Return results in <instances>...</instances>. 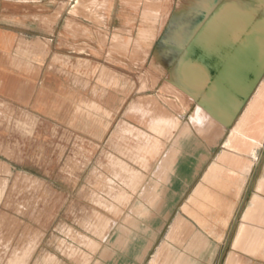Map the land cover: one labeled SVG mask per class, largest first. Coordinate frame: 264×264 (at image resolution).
Listing matches in <instances>:
<instances>
[{"label": "crops", "instance_id": "crops-1", "mask_svg": "<svg viewBox=\"0 0 264 264\" xmlns=\"http://www.w3.org/2000/svg\"><path fill=\"white\" fill-rule=\"evenodd\" d=\"M102 1L98 12L69 0L65 11L34 10L17 23L0 12V102L34 120L23 159L60 162L65 135L63 177L81 181L66 188L65 209L113 212L109 229L76 251L53 246V235L30 240L27 264H260V251L234 247L247 224L256 227L250 242L264 229L245 218L255 196L264 201L260 144L253 154L228 145L264 75L225 122L260 68L264 0H252L260 21L251 0ZM90 18L102 24L90 30ZM40 130L54 137L49 157Z\"/></svg>", "mask_w": 264, "mask_h": 264}, {"label": "rangeland", "instance_id": "rangeland-1", "mask_svg": "<svg viewBox=\"0 0 264 264\" xmlns=\"http://www.w3.org/2000/svg\"><path fill=\"white\" fill-rule=\"evenodd\" d=\"M31 1L39 2L32 3ZM68 1L69 0H0V12L7 13V16L10 17L8 19L10 23H17L23 20L22 16H24V14L34 10H40L41 12L65 11L67 10ZM80 1L82 0H79V2ZM254 1L251 0L248 2V8L252 11L253 7H255L254 11L250 12V14L251 16H255L257 21H260L262 18V16L260 17V8H257V6L254 5ZM88 3V9L96 12L102 10L105 4L102 0H88ZM256 11L258 15H255ZM100 24H102V20L99 18L89 19L90 30L95 29ZM261 43L264 42L261 41L260 44ZM263 79L264 76L262 80ZM197 110L200 113L197 118H203L204 116L202 115L201 110ZM33 123L34 120L32 118L0 102V264H10L14 259L20 260L22 264H27L28 252L23 253V247H27L28 245V250L33 249L35 243H29V241L31 240L32 242L33 240H36L38 236L44 234H47L48 236H57V241L55 242V240H53V246H57L62 252L71 248L73 251H76L80 245L84 244V240L87 239L86 235H96L98 229L99 232L101 230L107 231L109 229L108 224L110 222V216L113 214L112 211L101 212L95 209L83 211L65 209V205L70 199V196L68 198L65 194L66 188H69L70 186L80 187L81 185L80 179L68 180L63 177L62 171L66 168H70V165L66 163L64 159L67 155V148L65 147V141L67 138L65 135H57L62 142V146H59L61 157L60 162L55 163L44 161L41 163L36 162L34 164L31 160L32 157L29 159H23L22 148L20 147V144H22L20 139L23 135L32 134ZM7 129L9 130L7 131ZM49 133L50 132L47 130H40L38 131V135L40 136L37 137L42 141L43 146H41V148H43V150L45 149L44 151L47 155L54 150L53 147L51 148L47 146L49 140L54 138L50 137ZM6 134L10 136L8 141H6ZM53 134L55 135L54 131L52 132V135ZM237 134L239 136H237ZM244 137L245 136L239 132L232 133L231 131L229 142L234 139V144L231 142L232 144L230 143L228 146L232 148V146L235 145L232 149L236 148L237 150V144L241 143L244 152L253 154L255 146L258 144L253 140ZM55 142H57V140H55ZM25 144L27 151L30 143L25 142ZM76 151H80V148L78 147ZM49 156L50 155H48V157ZM81 165L82 164L79 163L77 166L79 170L81 169ZM109 166L108 169H111L112 163L109 164ZM262 166L264 167V141L260 145V172ZM87 170H97V163L92 162L89 164ZM96 181L97 179L90 180L91 184H97ZM263 183L264 182H261L259 188L260 193H263ZM105 185L111 187L112 180L106 179ZM97 197V195L88 196V200L97 202ZM73 198L77 199L75 202L80 203L81 198H85V196L74 195ZM258 202H260V198L254 200V207ZM87 222H89L88 225ZM36 225H42L41 231ZM255 229V226L247 224L245 231L234 247L249 254H256L257 251L260 250V264H264V229L260 227V236L258 237L257 242L249 241V238ZM45 230L48 232L45 233ZM18 235L20 236L19 240L17 237ZM23 237L26 239L22 240ZM25 241L26 243H24ZM89 242L88 246H90V248L92 246L95 247L94 242ZM242 243L245 244V248L251 247L250 249L252 250L249 249L250 251H246L248 248L242 249L244 247ZM249 244L251 246H249ZM252 245L255 246L252 248ZM236 262L237 261L233 259L228 263L237 264Z\"/></svg>", "mask_w": 264, "mask_h": 264}, {"label": "bare ground", "instance_id": "bare-ground-1", "mask_svg": "<svg viewBox=\"0 0 264 264\" xmlns=\"http://www.w3.org/2000/svg\"><path fill=\"white\" fill-rule=\"evenodd\" d=\"M246 5V4H245ZM249 7V6H248ZM258 8V7H257ZM259 10V9H257ZM253 19V18H252ZM256 23V22H255ZM258 25V24H257ZM261 42V41H260ZM242 44V43H241ZM264 52L263 50L260 51V58L263 56ZM263 59V58H261ZM260 62L263 63L264 66V59ZM214 87V86H213ZM208 90V89H207ZM206 90V91H207ZM213 90V89H212ZM210 92V91H209ZM199 109V108H198ZM207 116V115H206ZM216 117V116H215ZM236 133L239 132L241 134H243L246 138L253 140L256 144H262L264 141V79L260 81V83L258 84L256 91L253 93L252 98L250 99V101L248 102L246 108L243 110L239 121L236 125V127L232 130V133ZM235 136V135H234ZM237 136H239L237 134ZM242 136V135H241ZM244 137V138H245ZM237 138V137H236ZM240 139V138H238ZM242 139V138H241ZM247 140V139H246ZM234 141V139H233ZM231 140V142H233ZM243 141V140H242ZM230 142V143H231ZM236 143V142H235ZM191 144V143H190ZM232 144V143H231ZM234 144V142H233ZM241 144V143H239ZM255 144V145H256ZM152 145V144H151ZM238 145V144H237ZM231 146V145H230ZM235 147V145H233ZM232 146V148H233ZM237 147V146H236ZM146 148V147H145ZM161 148V147H160ZM144 149V148H143ZM162 149V148H161ZM239 149V148H238ZM141 150V148H140ZM236 150V148L234 149ZM145 151V150H144ZM186 152V151H185ZM143 153V152H142ZM141 157V156H140ZM144 157V156H143ZM149 158V157H148ZM147 158V159H148ZM136 159V158H135ZM180 159V158H179ZM139 160V159H138ZM142 161V160H141ZM179 161V160H178ZM141 164V163H140ZM70 165V164H69ZM72 166V165H71ZM148 166V165H147ZM19 174V173H18ZM20 175V174H19ZM21 177V176H20ZM261 182V180H260ZM17 183V182H16ZM261 186V183L259 184V188ZM25 188V187H24ZM98 188V187H97ZM10 191V190H9ZM19 194V193H18ZM17 195V194H16ZM170 196V195H169ZM123 197V196H122ZM23 198V197H22ZM120 198V197H119ZM124 198V197H123ZM260 198L258 196H255V198L253 199V202L255 199ZM122 199V198H121ZM100 203V202H99ZM258 206L255 207L254 212L251 213V211L246 212L245 214V218L250 217L249 219L251 221H259L260 224H263L264 222V201H260L258 202ZM111 205V204H110ZM164 208V207H163ZM134 210V209H133ZM138 210V208H137ZM163 210V209H162ZM143 212V211H142ZM92 214V213H91ZM147 214V213H146ZM94 215V214H93ZM87 216V215H86ZM139 216V215H138ZM93 217V216H92ZM140 218V217H139ZM160 218V217H159ZM9 219V218H8ZM10 221V220H9ZM146 223V222H145ZM153 224V223H152ZM90 225V224H89ZM92 226V225H90ZM151 227V226H150ZM33 230V229H32ZM146 236V235H145ZM240 243V242H239ZM249 243V242H248ZM247 243V244H248ZM251 244V243H250ZM249 244V246H251ZM236 245V242L234 243V246ZM242 245H244V247L242 249H246L248 247L245 248V244L242 243ZM241 246V245H240ZM238 246V247H240ZM255 245H252V248ZM242 247V246H241ZM251 248V247H250ZM248 248V250L246 251H250L252 249ZM250 249V250H249ZM260 251V250H259ZM240 263V261H238V264Z\"/></svg>", "mask_w": 264, "mask_h": 264}, {"label": "water", "instance_id": "water-1", "mask_svg": "<svg viewBox=\"0 0 264 264\" xmlns=\"http://www.w3.org/2000/svg\"><path fill=\"white\" fill-rule=\"evenodd\" d=\"M261 51V50H260ZM264 52V50H263ZM264 59V54L263 56L261 57ZM260 60L262 61L263 59ZM264 75V66H263V63L260 62V68H258V71L256 73V79L254 81H252L250 84H249V88H248V95L246 97H243L241 99H239L234 107H233V110H232V114L228 116L227 118V121L225 122V125L228 126L237 116L238 112L241 110V108H243L244 104H246V102L249 100L248 97L252 94L253 90L255 89L259 79Z\"/></svg>", "mask_w": 264, "mask_h": 264}]
</instances>
